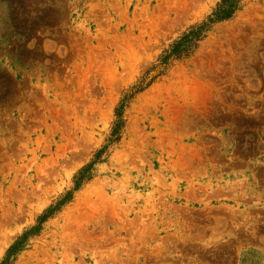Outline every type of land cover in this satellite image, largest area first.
Wrapping results in <instances>:
<instances>
[{
    "label": "rangeland",
    "instance_id": "obj_1",
    "mask_svg": "<svg viewBox=\"0 0 264 264\" xmlns=\"http://www.w3.org/2000/svg\"><path fill=\"white\" fill-rule=\"evenodd\" d=\"M220 2L0 0V263L259 260L264 0L160 65Z\"/></svg>",
    "mask_w": 264,
    "mask_h": 264
},
{
    "label": "trees",
    "instance_id": "obj_2",
    "mask_svg": "<svg viewBox=\"0 0 264 264\" xmlns=\"http://www.w3.org/2000/svg\"><path fill=\"white\" fill-rule=\"evenodd\" d=\"M239 6H240V0H221V2L217 5L214 13L209 17V19L206 22L202 23L201 25H198L195 29H191L188 34H184L178 42L174 43L169 53L165 54L164 57L161 58L160 65L163 66L167 64L168 61L172 57H179V56L186 55L188 51L190 50L189 49L190 44L198 41L202 33H204V31H207L210 25L230 20L235 14V12L238 10ZM138 92L140 93L141 90H137L135 93H138ZM121 126H122V122H116L113 125L114 127V131L112 134L113 137H116V131L119 128H121ZM100 154L101 152L96 156L97 159L100 156ZM92 165L93 164H90L87 167H85L81 171V174L85 175L86 173L90 172ZM81 174H80V178H82L81 180L79 179V177L75 179L76 187H79L78 185H80V183H83L85 181V179L83 178H86V177H82ZM47 215L48 214L46 212V214L39 219V223H42L44 219L50 217V215L49 216ZM36 230L37 228H33L30 230V232L18 238L17 242L14 243L8 249V251L6 252V258L0 264H10L11 257L19 252L21 246L28 239V236L31 235Z\"/></svg>",
    "mask_w": 264,
    "mask_h": 264
},
{
    "label": "crops",
    "instance_id": "obj_3",
    "mask_svg": "<svg viewBox=\"0 0 264 264\" xmlns=\"http://www.w3.org/2000/svg\"><path fill=\"white\" fill-rule=\"evenodd\" d=\"M257 219L259 221H264V217H261V215H253L250 217V221H257ZM249 238V236H247ZM251 239V238H250ZM248 245L245 246V248L243 249L242 252H251L253 253L254 258L258 257V261L257 262H245L244 264H264V243L261 242H254V241H247ZM221 260L218 261H213L212 263H216V264H224V256H220Z\"/></svg>",
    "mask_w": 264,
    "mask_h": 264
}]
</instances>
